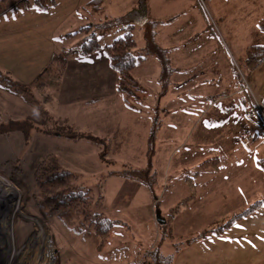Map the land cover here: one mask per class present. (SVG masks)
<instances>
[{"label":"crops","instance_id":"obj_1","mask_svg":"<svg viewBox=\"0 0 264 264\" xmlns=\"http://www.w3.org/2000/svg\"><path fill=\"white\" fill-rule=\"evenodd\" d=\"M89 1L91 0H55V4L47 9H12L13 4L7 5L0 12V69L11 73L10 66L16 63L17 80L31 83L40 75L54 49L58 50L56 42L52 44L55 32L60 35L57 30L80 29L86 24H91L97 29L106 28L96 32L94 30L101 47L99 50L82 56L78 53V45L72 47L67 55L60 85L54 87L57 92L56 105L71 110L67 111L62 122L75 126L99 123L101 120L105 123L104 117L109 114L105 112L106 109H122L124 106L120 104L121 97H118L115 90L116 73L110 67L103 47L120 35L126 25H131L138 52L142 53L144 25L148 21L155 22V41L165 48L173 70L167 89L160 95L157 105L161 122L156 119L152 127H161L163 123L171 125L175 135L176 126L182 124L188 114L176 110H196V105L181 100L186 90L192 92L193 96L204 98L202 107L193 117L199 122L204 121L206 125L216 124L221 127L200 137L208 139L212 147V151L205 158L216 156L218 161L216 167L200 166L199 170L194 171L192 180L196 185V199L183 207L193 211L188 216L186 229L180 232L177 238L173 234V221L179 215V209L171 220L170 235L162 238V230L158 227L157 234L154 233L156 239L151 235L146 237L152 242L143 251L151 244H158L162 254L172 255V264H264V207L237 219L219 234L213 232L215 227L201 228L206 225L198 224L195 229L190 225L196 221H226L254 200L264 197V171L256 162L257 159H264V130L252 110L253 104L259 106L262 97L260 100L259 97L252 99L248 94L245 98L241 96L245 89L242 81L233 72L231 48L219 41L211 23L212 16L220 14L218 3L214 0H100L102 11L84 10L82 7ZM219 1L227 3L232 13L239 11L244 22L249 19V13L258 10L259 3L263 5V0ZM106 18H114L117 21L114 24L101 25ZM257 18L254 19L255 22ZM250 43L253 42L248 41L239 47L236 53L242 55L244 46ZM201 44L205 47L203 53L199 47ZM216 44L221 49L220 55L213 52ZM151 56L152 54H147L139 58L132 69L133 75L140 82L141 76L149 71L148 67L152 64L151 71L154 76L158 75L160 82V61L157 59L158 62H154ZM256 69L263 70L264 62ZM208 84L212 86L211 93H202ZM257 91L258 95L263 96L261 88ZM10 97L18 99L19 106L27 109L29 113L32 111L26 106L27 102L23 98L0 85V104L7 103ZM104 97L109 99L108 106L104 102L101 103ZM77 111L85 118L75 123L69 121ZM246 112H252V117H245ZM229 126H232V129ZM242 132H248L252 137L248 146L240 140L239 135ZM168 135L174 136L172 132ZM157 136L158 129L155 132L154 144ZM119 140L121 141L117 144L120 146L123 139ZM169 141L167 139L171 144L172 140ZM65 149L72 151L71 146ZM253 152H259L261 157H251ZM180 169H184L183 165ZM207 173L208 176L204 180L197 181ZM185 185L180 187V190L184 193L187 189L189 193L187 182ZM227 207L228 213L224 215V219L217 216ZM227 214L231 215L226 217ZM157 221L162 222L160 225L164 224V219L155 218V225H158ZM202 232L206 234L200 237ZM138 259L139 257H134L132 264Z\"/></svg>","mask_w":264,"mask_h":264},{"label":"rangeland","instance_id":"obj_2","mask_svg":"<svg viewBox=\"0 0 264 264\" xmlns=\"http://www.w3.org/2000/svg\"><path fill=\"white\" fill-rule=\"evenodd\" d=\"M17 1L19 0H0V4L6 8ZM214 1L218 3L220 14L212 16L211 23L219 41L231 48L233 72L239 76L238 79L242 81L245 89L241 96L245 98L248 94L252 99L259 97L261 100L264 96V69L248 71L243 62L246 46L242 55H238L236 51L248 41L264 42V32L257 28L254 20L264 16V0L263 5L259 3L257 11L249 13L246 22L239 11L232 13L230 6L224 1ZM78 29L60 28L57 30L60 35L55 32L52 44L56 42L58 49L76 47L85 36ZM93 29L96 32L106 28ZM67 32L77 33L67 36ZM136 36L135 38L138 37ZM199 47L203 53L204 45ZM213 52L222 54L217 44ZM151 57L154 62H158L156 56ZM10 69L17 79L16 63ZM148 69L141 76V109H130L117 94L124 107L106 109L105 112L109 114L104 117L105 123L101 120L99 123L75 126L62 122L67 111L71 110L56 105L57 92L54 86L47 91L53 96V102H42L50 115L47 119L27 101L26 106L32 110L30 113L19 106L18 99L12 97L7 103L0 104V264H132L134 257H140L143 249L152 242L146 237L151 235L156 239L154 233L157 234L156 231L161 226L159 223L162 222L157 221L158 225H155V218L166 219L169 210L188 194L187 189L182 193L180 187L185 185L186 177H192L194 171L200 169V162L212 151L210 141L200 137L221 126H209L193 117L202 107L204 98L193 96L192 92L186 90L181 100L190 101L193 106L196 105V110H176L188 114L184 122L176 126L175 135L171 125L163 123V126L155 127L158 129V136L149 159L147 135L156 119L161 122V114L157 109L160 102L158 75L154 76L151 71L153 64ZM211 87L206 85L202 93H211ZM258 88H261L263 96L258 95ZM33 94L40 100L38 92L33 91ZM108 100V97H104L101 103L108 106ZM82 118H85L84 115L77 111L69 121L80 122ZM98 119L99 116L96 120ZM13 122L20 123V128H12ZM229 128L232 129V126ZM171 132L174 136L170 137L168 134ZM119 139H123L120 146L117 144L121 141ZM167 139L172 140L171 144ZM35 143L46 145L58 156L63 169L77 175V185L90 190L91 212H104L114 220L112 231L103 248L95 247L91 235H85L84 232L76 234L78 223L75 219L72 222L73 227L67 226L63 218L57 214H48L38 205L30 179L27 177L25 182L22 178ZM67 146H71L72 151L65 149ZM252 155L261 157L259 152H253L251 157ZM150 164L151 170L147 176L145 172L139 173ZM182 165L185 170L180 169ZM207 176L208 173L197 181L204 180ZM152 180V185H148ZM180 209L179 215L173 221L175 237L186 229L188 216L193 212L183 207ZM226 213L228 207L217 216L223 218ZM230 215L227 214L226 217ZM222 221H196L190 225L195 229L198 224L206 225L201 228L209 229L222 224Z\"/></svg>","mask_w":264,"mask_h":264},{"label":"trees","instance_id":"obj_3","mask_svg":"<svg viewBox=\"0 0 264 264\" xmlns=\"http://www.w3.org/2000/svg\"><path fill=\"white\" fill-rule=\"evenodd\" d=\"M54 4L55 0H19L13 4L12 9H47ZM4 8L0 4V11ZM82 8L88 11H102V4L100 0H91ZM116 21L117 19L114 18H106L101 25L106 26L114 24ZM256 24L258 29L264 32V16L258 19ZM93 28L94 26L88 24L82 26L78 30L85 34L77 47L78 53L82 56L90 55L101 48ZM131 28V25H126L122 29V33L115 37L110 43L106 44L103 49L110 67L116 73V93L121 97L123 103L127 107L133 110H140L143 98V86L140 80L132 73L136 61L147 54L155 55L159 59L162 68L159 78L161 83L159 95H162L167 89L173 68L167 57L165 48L159 46L155 41V22L148 21L144 25V46L142 48V53L138 52L137 44L131 33ZM77 32L67 33L66 35H75ZM72 49L73 48L61 47L53 51L47 59L42 72L32 84L23 83L15 79L10 72L0 69V85L20 95L25 101L39 110L44 119H47L50 115L43 107L42 102H53V96L47 92L48 88L60 85L67 63V55ZM243 62L248 71L262 64L264 62V42L247 45L244 50ZM33 91L39 93L40 100L33 94ZM252 106L255 118L259 121L264 130V96L259 106L255 104ZM21 122L22 121H20V123ZM20 123L13 122L12 128H20ZM17 124H19V126H17ZM155 132L156 129L154 126L151 128L146 139L149 159L154 151ZM217 161L218 158L213 156L202 161L200 166L202 168L216 167ZM256 162L264 171V159H257ZM150 170L151 164L145 169L140 170V172L139 170L137 171L140 174L145 172L147 176ZM27 177L31 181L30 185L32 186L31 188L34 189V196L37 199L38 205L45 209L48 214H57L60 218H63L67 226L71 227L75 219L78 223L76 234H82V232H84L85 235H91L95 247L97 249L103 248L112 231L114 220L108 217L104 212L90 211L92 205V194L90 190L82 189L77 185V175L70 170L63 169L60 165L58 156L51 152L46 145L40 146L35 143L32 147L27 170L25 174L22 173V178H24L25 182ZM192 179L193 176L186 177L189 188L188 195L179 200L176 205L169 210L168 217L164 219V224L159 226L162 230V238L170 235L171 220L175 214L178 213L179 209L190 205L196 199V185ZM152 183L153 180L149 182L148 185L151 186ZM260 207H264V197L254 200L239 212L232 214L229 219L215 227L213 232L219 234L237 219L254 212ZM205 234L206 233L202 232L200 237ZM149 258L151 264H172V255L162 254L159 251L158 244L154 245L150 250Z\"/></svg>","mask_w":264,"mask_h":264},{"label":"built area","instance_id":"obj_4","mask_svg":"<svg viewBox=\"0 0 264 264\" xmlns=\"http://www.w3.org/2000/svg\"><path fill=\"white\" fill-rule=\"evenodd\" d=\"M245 87L247 88V84L245 85ZM245 117H252V112H246L245 113ZM240 140L242 141V143L246 146H248L249 141L251 140V135H249L248 132H242L240 135ZM154 247V244H151V246L148 249H145L142 253L141 256L139 257V259L136 261L135 264H151L150 262V258H149V252L150 250Z\"/></svg>","mask_w":264,"mask_h":264},{"label":"water","instance_id":"obj_5","mask_svg":"<svg viewBox=\"0 0 264 264\" xmlns=\"http://www.w3.org/2000/svg\"><path fill=\"white\" fill-rule=\"evenodd\" d=\"M158 218V217H157Z\"/></svg>","mask_w":264,"mask_h":264}]
</instances>
